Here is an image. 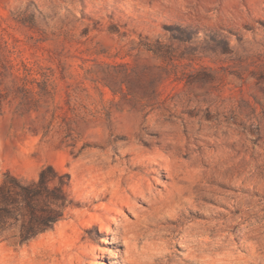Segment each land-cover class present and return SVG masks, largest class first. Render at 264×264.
<instances>
[{
	"label": "rangeland",
	"instance_id": "1",
	"mask_svg": "<svg viewBox=\"0 0 264 264\" xmlns=\"http://www.w3.org/2000/svg\"><path fill=\"white\" fill-rule=\"evenodd\" d=\"M48 166L0 264H264V0H0V185Z\"/></svg>",
	"mask_w": 264,
	"mask_h": 264
},
{
	"label": "trees",
	"instance_id": "2",
	"mask_svg": "<svg viewBox=\"0 0 264 264\" xmlns=\"http://www.w3.org/2000/svg\"><path fill=\"white\" fill-rule=\"evenodd\" d=\"M54 167L41 170L37 180L25 181L7 173L0 185V239L15 226L20 233L13 239L26 243L52 228L68 207L67 183L55 185Z\"/></svg>",
	"mask_w": 264,
	"mask_h": 264
},
{
	"label": "bare ground",
	"instance_id": "3",
	"mask_svg": "<svg viewBox=\"0 0 264 264\" xmlns=\"http://www.w3.org/2000/svg\"><path fill=\"white\" fill-rule=\"evenodd\" d=\"M122 156H125V155H122ZM106 190L103 189V192H102V197H105V192ZM126 246H127V251H126V256H125V262H127L128 264H134V262L130 259V252H131V242L129 240H126L125 242ZM3 260V259H2ZM2 262V261H1Z\"/></svg>",
	"mask_w": 264,
	"mask_h": 264
}]
</instances>
